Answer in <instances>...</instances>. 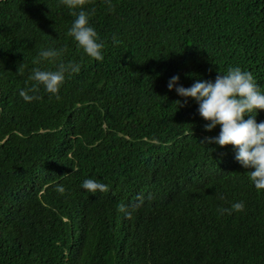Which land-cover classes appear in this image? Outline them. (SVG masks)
<instances>
[{
	"label": "trees",
	"instance_id": "16d2710c",
	"mask_svg": "<svg viewBox=\"0 0 264 264\" xmlns=\"http://www.w3.org/2000/svg\"><path fill=\"white\" fill-rule=\"evenodd\" d=\"M83 7L101 61L67 34L79 9L0 0V264H264V190L232 145L207 142L219 125L206 131L196 101L166 86L239 66L264 92V0ZM49 47L79 65L59 99L29 91L33 69L55 70L38 55ZM235 202L243 211H224Z\"/></svg>",
	"mask_w": 264,
	"mask_h": 264
},
{
	"label": "clouds",
	"instance_id": "9594fccd",
	"mask_svg": "<svg viewBox=\"0 0 264 264\" xmlns=\"http://www.w3.org/2000/svg\"><path fill=\"white\" fill-rule=\"evenodd\" d=\"M61 3L70 13L79 9L74 12V19L67 34L85 55L101 61L103 44L84 11L85 0H61ZM112 43H119L115 35L112 37ZM62 51L51 47L39 51L40 60L54 63L55 70L33 69L29 76V80L33 82L29 91L35 92L42 87L45 93L59 99L58 92L65 74L79 71L78 64L55 63ZM179 79V75L171 76L167 88L174 89L180 97L196 101L199 115L207 122L204 124L206 131H211L219 125L218 135L207 137V142L218 146L232 145L235 149L234 159L241 167L249 169L248 179L251 184L257 190H264V120L257 122L255 118L260 110H264V92L260 91L252 74L235 66L217 74L214 80H196L189 87L181 85ZM19 96L26 102L38 99L34 95L26 94L23 89L19 91ZM81 187L91 192L102 188V185L92 179H85ZM56 190L60 193L64 191L62 186H57ZM243 208V202H235L231 204L230 209L224 211L231 214L243 211Z\"/></svg>",
	"mask_w": 264,
	"mask_h": 264
}]
</instances>
